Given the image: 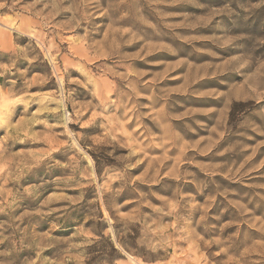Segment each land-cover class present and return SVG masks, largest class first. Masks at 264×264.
I'll list each match as a JSON object with an SVG mask.
<instances>
[{
  "label": "rangeland",
  "instance_id": "1",
  "mask_svg": "<svg viewBox=\"0 0 264 264\" xmlns=\"http://www.w3.org/2000/svg\"><path fill=\"white\" fill-rule=\"evenodd\" d=\"M0 264H264V0H0Z\"/></svg>",
  "mask_w": 264,
  "mask_h": 264
}]
</instances>
